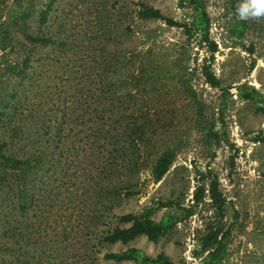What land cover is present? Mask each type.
<instances>
[{"label": "rangeland", "instance_id": "obj_1", "mask_svg": "<svg viewBox=\"0 0 264 264\" xmlns=\"http://www.w3.org/2000/svg\"><path fill=\"white\" fill-rule=\"evenodd\" d=\"M244 2L0 0L1 24L29 7L28 29L53 38L45 45H22L8 59L13 64L32 51L34 90L43 93L46 114L58 111L66 132L65 156L58 158L52 145L55 157L38 168L30 208L20 212L16 201L5 199L11 193L0 182V264H90L96 259L97 264H141L102 258L106 250L127 247L140 255L163 252L177 264H206V252L194 253L197 237L217 222L227 234L221 264H264V142L256 139L264 134V15L240 19ZM141 3L182 25L137 17ZM47 4V19L39 24V10ZM194 23L199 24L195 30ZM119 49L142 56L138 69L146 80L137 84L135 102L150 109L154 134L145 135L138 165L124 178L130 175L125 183L131 190L113 211L138 214L154 207L149 215L160 220L170 211L164 203L170 202L183 219L155 241L139 235L101 246L104 173L82 126L88 114H82L77 100L83 99L81 88L86 95L95 93L101 81L113 87V57ZM89 99L92 106L98 102L97 96ZM166 149L173 150V160L156 181L152 167ZM117 167L125 176V168ZM211 181L225 198L223 216L210 208ZM193 195L203 197L196 203Z\"/></svg>", "mask_w": 264, "mask_h": 264}, {"label": "trees", "instance_id": "obj_2", "mask_svg": "<svg viewBox=\"0 0 264 264\" xmlns=\"http://www.w3.org/2000/svg\"><path fill=\"white\" fill-rule=\"evenodd\" d=\"M50 5L39 10V24L44 23ZM32 9L27 7L20 10L17 17L0 23V182L8 187L11 195H4L9 201H16L17 209L24 212L31 207L34 200V181L38 168L44 166L55 157L50 151L52 145L58 148V158L65 156L62 149L66 132L61 122H58V111L55 115L46 114L44 110L45 97L42 92H36L37 79L32 78V51L22 54L20 60L10 64L8 55L20 46L35 44H49L53 38L47 34L36 33L27 26V19L32 14ZM141 19H161L168 25L181 26L182 24L166 15L158 8L141 3L136 13ZM198 27L199 24H193ZM38 30V29H37ZM189 31V29H187ZM20 32L23 38L18 36ZM24 39V41H23ZM216 50L212 43V51ZM116 54V77H113V87L101 81L97 91H89L86 95L82 88L80 94L83 99H78L82 114V126L86 131L87 142L99 154L100 165L104 177L100 183L101 195V229L99 231V244L106 246L116 242L127 243L139 235H145L149 240H157L176 226L183 219L177 205L170 202L169 212L163 219L155 220L149 212L154 207L142 213L133 212L117 213L113 211L119 199L128 196L131 186L124 179L128 172L133 173L139 162V149L146 142L145 135L152 132L151 113L147 105L135 102L139 94L137 84L145 82V75L141 74L138 66L142 56L138 53L127 56L125 53ZM126 68L127 74L123 75ZM213 81V77L209 76ZM48 95V93H47ZM97 96L98 102L92 106L90 97ZM117 96V99H113ZM118 100V101H117ZM90 111H94L90 114ZM81 118V117H80ZM256 139L264 142V134H258ZM124 161L118 164L119 160ZM173 160V150H164L155 160L152 167L154 180H159L168 170ZM117 165H122L127 171L125 176L118 174ZM119 180H118V179ZM210 208L217 216H223L224 196L216 188L215 181L209 187ZM198 203L203 195H193ZM161 205V202H160ZM162 206V205H161ZM226 233L223 226L217 222L207 225L197 237V248L194 253L201 255L206 252V264H221L226 246ZM97 258V257H96ZM103 259L115 262L137 260L141 264H177L169 259L163 252L156 256L140 255L135 247L123 250H106ZM97 260V259H96ZM96 260L90 264H97Z\"/></svg>", "mask_w": 264, "mask_h": 264}, {"label": "clouds", "instance_id": "obj_3", "mask_svg": "<svg viewBox=\"0 0 264 264\" xmlns=\"http://www.w3.org/2000/svg\"><path fill=\"white\" fill-rule=\"evenodd\" d=\"M240 19L264 15V0H245L238 9Z\"/></svg>", "mask_w": 264, "mask_h": 264}]
</instances>
